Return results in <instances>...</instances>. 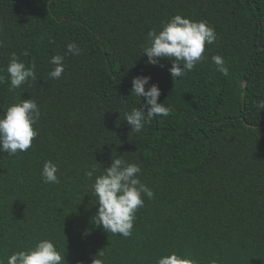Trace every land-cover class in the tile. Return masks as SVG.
I'll return each mask as SVG.
<instances>
[{
    "label": "trees",
    "instance_id": "trees-1",
    "mask_svg": "<svg viewBox=\"0 0 264 264\" xmlns=\"http://www.w3.org/2000/svg\"><path fill=\"white\" fill-rule=\"evenodd\" d=\"M175 15L207 21L217 38L173 80L171 59L154 66L143 52L148 32ZM0 41V115L31 97L41 113L26 152L0 153V258L49 239L65 264H92L100 250L105 264H157L173 252L264 264V0H0ZM72 42L79 56L65 55ZM13 53L35 63L36 79L9 91ZM54 55L64 56L59 79L49 77ZM141 75L171 111L135 132L124 114L146 103L132 94ZM117 157L139 164L154 193L129 237L95 224V176L85 177ZM46 161L59 183L44 182Z\"/></svg>",
    "mask_w": 264,
    "mask_h": 264
},
{
    "label": "clouds",
    "instance_id": "clouds-1",
    "mask_svg": "<svg viewBox=\"0 0 264 264\" xmlns=\"http://www.w3.org/2000/svg\"><path fill=\"white\" fill-rule=\"evenodd\" d=\"M216 32L207 21H193L189 18L175 15L169 21L163 23L162 30H150L148 32L149 45L145 47L147 63L158 65L161 59H171L169 72L176 80L191 71L205 59V45H211L216 40ZM3 42L0 41V46ZM67 54L79 56L82 49L75 43H69ZM27 55V52L23 53ZM213 62L217 71L227 76L228 68L223 57L214 56ZM64 56L54 55L50 63L55 65L50 71L51 79H59L64 72ZM36 65L32 63L26 66L15 53L12 54L7 66L9 91L20 88L29 79L35 80ZM3 70L0 69V72ZM151 77L137 76L132 80V94L146 98V103L140 108H133L125 113V120L130 125L131 131L140 132L146 123L156 116H167L171 109L164 103H158L161 95L159 86L150 84ZM5 82V77L0 75V83ZM149 85L147 90L145 86ZM257 107L264 110V100L257 103ZM146 109V111H145ZM40 109L34 98L22 99L19 103H13L0 115V153L9 156L17 152H26L31 146L38 131L34 127L40 118ZM99 164V163H98ZM59 167L52 161H46L41 170V176L45 183H59L57 172ZM99 172V175L96 173ZM141 167L136 163H127L120 157L111 159V164L106 168H97L92 165L85 177L92 180V195L97 199L98 212L92 218L97 226H102L110 234L129 237L132 235L136 212L143 207V196L153 198V191L139 178ZM104 251L100 250L92 259V264H105ZM0 264H65V253L62 255L53 241L44 239L26 250L11 254L7 261L0 258ZM157 264H198L194 259L181 256L175 252L161 257ZM213 264H216L214 261Z\"/></svg>",
    "mask_w": 264,
    "mask_h": 264
}]
</instances>
